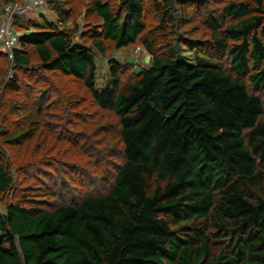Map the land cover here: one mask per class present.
I'll list each match as a JSON object with an SVG mask.
<instances>
[{"label":"trees","instance_id":"obj_1","mask_svg":"<svg viewBox=\"0 0 264 264\" xmlns=\"http://www.w3.org/2000/svg\"><path fill=\"white\" fill-rule=\"evenodd\" d=\"M45 2L0 50V264H264V0Z\"/></svg>","mask_w":264,"mask_h":264},{"label":"rangeland","instance_id":"obj_2","mask_svg":"<svg viewBox=\"0 0 264 264\" xmlns=\"http://www.w3.org/2000/svg\"><path fill=\"white\" fill-rule=\"evenodd\" d=\"M34 13L35 14L29 13V14L25 15V17L23 19H26L27 20V19L34 18V17L40 16V15H47L48 18L56 19V15L52 12V10L46 4V2L44 4V6H43V11L42 12L36 11ZM86 22H87L86 18H84L83 14L81 13L79 15V18H78V23L80 24V26H81L80 28L82 30L86 28V27L84 28V26H86V24H87ZM69 26L72 27L73 26V22H71L69 24ZM1 49H4V47L0 43V50ZM111 57L113 59H115V60H118V61L124 63V64H127V63L128 64H131L130 67H133L132 64H135V63H138V66L139 67H143V66L145 67V66H148L149 65V56L144 51V49L142 47H137L135 50L134 49L123 50V51L122 50L121 51H116L115 50L108 57H102V56L96 55V61H97V64H98V69H99L97 84H98L99 87L104 86L106 80L109 78V74H110L109 73V69H110L109 68V59ZM199 60H200L199 58L194 59V62L199 61ZM38 75H41V74H36L34 76H31L30 79H33L34 80V79L37 78ZM11 76H12V72H9L8 78H11ZM88 111H92V110H88ZM106 117H108V116H106ZM108 118H107V120L105 122L108 121ZM81 130L82 131H87V133H90V135L92 133V137L95 138V139L105 140V141L106 140L107 141H111V137H112L111 134H109L108 136H106V134H104L101 130L97 131V126H95L94 123H93L92 128H90L88 126L87 127L82 126L81 127ZM58 132H59V130H58ZM58 132H56V134ZM112 134H113V132H112ZM103 144H106V143L103 142ZM68 146H70V145H68ZM101 146L104 147V145H101ZM70 147L73 148L72 146H70ZM76 149H78V147H76ZM74 150H75V148H74ZM76 154H77V152H76ZM65 161H68V162H78V159L76 158V155H74V157L72 156L70 158H67ZM27 174H28V172H27ZM0 211H1V209H0Z\"/></svg>","mask_w":264,"mask_h":264},{"label":"built area","instance_id":"obj_3","mask_svg":"<svg viewBox=\"0 0 264 264\" xmlns=\"http://www.w3.org/2000/svg\"><path fill=\"white\" fill-rule=\"evenodd\" d=\"M46 0H24L23 3L10 4L0 12V43L6 49L10 57H13V49L18 45L22 35L14 27L16 16L22 17L31 12L43 11Z\"/></svg>","mask_w":264,"mask_h":264},{"label":"clouds","instance_id":"obj_4","mask_svg":"<svg viewBox=\"0 0 264 264\" xmlns=\"http://www.w3.org/2000/svg\"><path fill=\"white\" fill-rule=\"evenodd\" d=\"M145 51V50H144Z\"/></svg>","mask_w":264,"mask_h":264}]
</instances>
